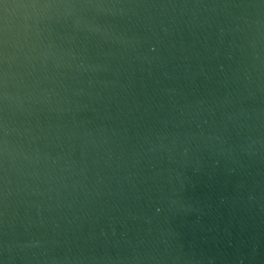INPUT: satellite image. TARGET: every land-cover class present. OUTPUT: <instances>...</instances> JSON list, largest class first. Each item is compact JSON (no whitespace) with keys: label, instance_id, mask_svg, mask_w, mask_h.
<instances>
[{"label":"water","instance_id":"water-1","mask_svg":"<svg viewBox=\"0 0 264 264\" xmlns=\"http://www.w3.org/2000/svg\"><path fill=\"white\" fill-rule=\"evenodd\" d=\"M0 264H264V0H0Z\"/></svg>","mask_w":264,"mask_h":264}]
</instances>
